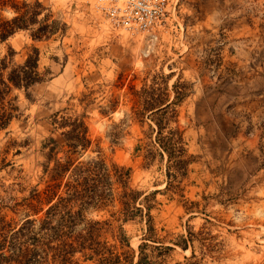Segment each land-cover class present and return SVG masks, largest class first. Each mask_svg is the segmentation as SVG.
Instances as JSON below:
<instances>
[{
    "label": "rangeland",
    "instance_id": "rangeland-1",
    "mask_svg": "<svg viewBox=\"0 0 264 264\" xmlns=\"http://www.w3.org/2000/svg\"><path fill=\"white\" fill-rule=\"evenodd\" d=\"M40 1L60 31L37 40L18 30L0 44L2 55L14 50L17 64L38 48L41 70H51L27 92L14 90L22 115L0 132V200L13 205L36 185L42 189L41 146L52 115L69 109L85 115L92 139L81 159L131 167L133 187L153 195L161 236L194 235L187 250L175 247L169 264H264V0H174L156 36L114 26L111 0ZM153 80L157 94L173 101L164 117L140 114L136 103ZM158 123L183 132L188 164L175 188H167L170 163L157 144ZM47 208L30 218H44ZM119 209L85 214L112 223L102 233L112 242L121 226L137 249L146 224L122 221Z\"/></svg>",
    "mask_w": 264,
    "mask_h": 264
},
{
    "label": "trees",
    "instance_id": "trees-1",
    "mask_svg": "<svg viewBox=\"0 0 264 264\" xmlns=\"http://www.w3.org/2000/svg\"><path fill=\"white\" fill-rule=\"evenodd\" d=\"M45 11L48 13L39 19ZM51 13L40 0L33 3L0 0V44L24 29L31 31L33 39L51 38L60 31L58 21L50 22ZM13 55L12 48L4 55L0 50V132L22 115L14 90L27 92L51 75V70H41L38 48L32 47L20 64L13 62ZM156 84L153 80L149 88L136 94V103L143 107L140 114L153 111L163 116L173 103L167 92L157 94L160 88L155 87ZM68 110L52 115L51 135L40 149L45 158L44 175L39 183H43L42 189L36 185L28 196L14 199L13 205L0 200V264H169L175 247L187 250L194 242V235L189 232L179 241L169 240V234L161 236L160 232L165 229L156 226L151 214L153 195H145L144 191L133 187L131 167L109 163L100 156L81 159L91 147L92 139L85 115L73 117ZM59 130L62 131L56 135ZM157 144L162 154L168 155L170 163L167 174L171 183L167 188H175L177 185L172 182L185 174L188 164L184 159L187 150L183 132L173 128L167 130L164 124L158 123ZM118 204L122 221L139 219L146 224L137 249L131 248L130 237L121 226L116 241L112 242L102 235L111 222L86 218V210H101ZM46 205L44 218H30ZM4 209L21 213L22 218H8ZM80 225L81 229L75 230Z\"/></svg>",
    "mask_w": 264,
    "mask_h": 264
},
{
    "label": "built area",
    "instance_id": "built-area-1",
    "mask_svg": "<svg viewBox=\"0 0 264 264\" xmlns=\"http://www.w3.org/2000/svg\"><path fill=\"white\" fill-rule=\"evenodd\" d=\"M108 16L116 27L125 26L146 36H156L172 16L174 0H111Z\"/></svg>",
    "mask_w": 264,
    "mask_h": 264
},
{
    "label": "bare ground",
    "instance_id": "bare-ground-1",
    "mask_svg": "<svg viewBox=\"0 0 264 264\" xmlns=\"http://www.w3.org/2000/svg\"><path fill=\"white\" fill-rule=\"evenodd\" d=\"M120 2H123V0H119ZM110 20H111V22L113 23V25H114V22L112 21V19L110 18ZM115 26V25H114ZM118 28H121V29H128V27H127V24H125V26L123 25V26H121V27H118ZM166 28V24H164V29Z\"/></svg>",
    "mask_w": 264,
    "mask_h": 264
}]
</instances>
